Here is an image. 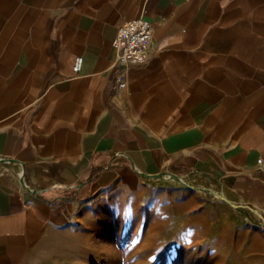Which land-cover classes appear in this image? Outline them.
<instances>
[{
  "label": "crops",
  "instance_id": "obj_1",
  "mask_svg": "<svg viewBox=\"0 0 264 264\" xmlns=\"http://www.w3.org/2000/svg\"><path fill=\"white\" fill-rule=\"evenodd\" d=\"M138 18L153 42L124 72L113 41ZM167 174L264 214V0H0V264Z\"/></svg>",
  "mask_w": 264,
  "mask_h": 264
},
{
  "label": "rangeland",
  "instance_id": "obj_2",
  "mask_svg": "<svg viewBox=\"0 0 264 264\" xmlns=\"http://www.w3.org/2000/svg\"><path fill=\"white\" fill-rule=\"evenodd\" d=\"M169 176L101 192L36 264H264V214L215 183Z\"/></svg>",
  "mask_w": 264,
  "mask_h": 264
},
{
  "label": "built area",
  "instance_id": "obj_3",
  "mask_svg": "<svg viewBox=\"0 0 264 264\" xmlns=\"http://www.w3.org/2000/svg\"><path fill=\"white\" fill-rule=\"evenodd\" d=\"M153 37V25L143 18L125 21L118 27L113 47L117 51V60L124 68V72L130 65H142L146 62ZM82 63V58L76 59L74 65L76 74L80 73ZM122 74L118 76L117 80L119 88L126 86V81ZM259 163H261V160Z\"/></svg>",
  "mask_w": 264,
  "mask_h": 264
},
{
  "label": "bare ground",
  "instance_id": "obj_4",
  "mask_svg": "<svg viewBox=\"0 0 264 264\" xmlns=\"http://www.w3.org/2000/svg\"><path fill=\"white\" fill-rule=\"evenodd\" d=\"M169 177L173 178V179H177V181H181V179L177 178L176 176H172L170 175ZM182 182H185V181H182Z\"/></svg>",
  "mask_w": 264,
  "mask_h": 264
},
{
  "label": "water",
  "instance_id": "obj_5",
  "mask_svg": "<svg viewBox=\"0 0 264 264\" xmlns=\"http://www.w3.org/2000/svg\"><path fill=\"white\" fill-rule=\"evenodd\" d=\"M169 175H171V174H169Z\"/></svg>",
  "mask_w": 264,
  "mask_h": 264
}]
</instances>
